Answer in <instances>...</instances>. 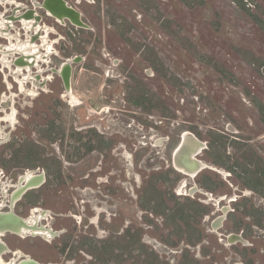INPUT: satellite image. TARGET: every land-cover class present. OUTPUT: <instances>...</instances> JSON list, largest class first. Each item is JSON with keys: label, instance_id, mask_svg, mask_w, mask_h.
I'll list each match as a JSON object with an SVG mask.
<instances>
[{"label": "flooded vegetation", "instance_id": "af4514ba", "mask_svg": "<svg viewBox=\"0 0 264 264\" xmlns=\"http://www.w3.org/2000/svg\"><path fill=\"white\" fill-rule=\"evenodd\" d=\"M46 1L51 2L0 0V29L13 36L0 34L6 92L4 72L20 93L13 74L19 68V75L31 71L38 83L34 95L55 92L48 87L57 80V96L47 104L51 116L34 125L38 139L57 141V156H47L35 140L17 138L15 126L0 116V169L22 170L16 182L0 185V211L11 210L23 175L44 172L45 181L27 190L14 208L25 198L31 209L24 217H38L39 227L57 234L0 232L7 245L0 256L13 264L26 258L45 264H264V84L239 80L198 36L166 40L203 65L206 56L213 59L224 83L220 95L195 91L168 67L154 19L160 15L172 26L171 16L156 4L170 0H55L57 15ZM230 1L264 32V4ZM24 20L42 23L43 30H27ZM46 25L55 40L51 53L41 37ZM231 30L233 51L264 81V55L251 56L242 34ZM3 54L11 68L2 70ZM67 64L69 87L63 77ZM159 79L177 82L183 95L176 102L163 95ZM4 123L11 131L4 132ZM51 179L57 184V212L38 205L39 189ZM52 212L57 229L49 221ZM9 235L57 238V261L13 246Z\"/></svg>", "mask_w": 264, "mask_h": 264}, {"label": "rangeland", "instance_id": "374dc122", "mask_svg": "<svg viewBox=\"0 0 264 264\" xmlns=\"http://www.w3.org/2000/svg\"><path fill=\"white\" fill-rule=\"evenodd\" d=\"M253 2L257 6L264 4V0H253ZM156 4L161 6L164 11L163 15H166V13L169 14L172 20V26L167 28L166 19L162 20V16L159 15V18L154 19L157 33L156 37L159 38L157 45L159 50H161L162 59L168 67L180 73L183 79L192 82V85L195 86V91L201 93L206 92V94L215 97L220 95L221 90L219 86L224 85V83L222 82L221 74L217 73L215 68H213V59L206 56V62L203 65L198 60L193 59L188 53H185L181 46L177 47L173 45L171 40H166V38L176 39L183 35L198 36L202 39L201 45H205V50L216 53L215 57L224 59V63L237 72L239 80L248 84H264L260 73L254 70L251 64L242 61L240 59L241 56L239 57L233 51L231 47L232 38L229 35L232 32V27H235L242 34L243 48L250 49L253 54L251 56L259 57L260 55H264V32L259 25L252 22V19L246 13L238 10L237 6L230 0H170L165 5H163L164 3L162 1H157ZM237 10L238 12H236ZM258 14L261 16L262 13L258 10ZM216 20L221 23L216 25ZM215 25L216 28H214ZM160 38H164L165 40L161 41ZM48 41H50L52 52L55 40ZM81 66L84 67L80 64ZM48 77L52 78V74H49ZM7 79L10 81V76ZM36 85L38 86V84ZM157 85L163 95L171 98V100H175V102L177 98L179 99L183 95V93L180 94L178 92L177 82L159 79ZM5 87L3 76L0 73V101L6 102L5 104H0V111L3 110V113L0 112V116H3L1 119L6 116V112L15 110V114H17V109L19 110L18 121L16 117L17 123L14 124L13 131L8 129V125L4 123L6 125L4 132L11 131L20 140H35L47 156H57V141L46 143L42 139H38L34 130L35 124H44L51 116L47 104L57 96V80L48 87L49 89H54L55 92H44L40 95L21 92V90L18 93L15 90L13 91V89H9V87V90L6 92ZM33 87L30 86L29 88L32 89ZM35 89V93H37L38 87ZM22 93L31 96H27L26 94L21 95ZM191 93L189 92L187 95L190 96ZM10 101H12L10 103L11 110L8 109ZM174 106H176V103ZM69 108L65 106L63 111L68 112ZM71 110L73 109H70V113L72 114ZM44 112L46 115L41 114ZM41 169H43L42 165ZM3 171L0 169V185L2 183L5 184V181L11 178L16 182L22 172L20 168H11L8 171L4 169ZM55 182V180L51 179L50 182L45 183L39 189L40 192L37 197L40 199L38 205L50 209L53 212H57V184ZM30 207L31 204L27 203L25 198H23L18 202L16 211L22 216H27L31 209ZM53 212L51 215L55 219L51 217L49 221L57 229V216ZM8 238L13 246L21 247L28 254L36 256L42 261H57V250L53 246V244H56L57 238L51 242H47L38 236L25 238L18 235H9Z\"/></svg>", "mask_w": 264, "mask_h": 264}, {"label": "water", "instance_id": "95a60500", "mask_svg": "<svg viewBox=\"0 0 264 264\" xmlns=\"http://www.w3.org/2000/svg\"><path fill=\"white\" fill-rule=\"evenodd\" d=\"M46 7L49 8V11L52 14L57 15L56 11L54 10L56 5L55 0H51V2L46 1L45 2ZM34 14L31 13L29 17H33ZM73 20H77V18H72ZM78 61V60H76ZM65 70L68 71L71 69V65L67 64L64 66ZM70 73L69 71L64 73L63 77L65 79L66 86L69 87L70 79H69ZM45 181V173L41 172L39 174H35L33 176H27L23 175L19 183L17 184V189L13 192L11 196V210L10 211H0V232L6 233V232H13L16 234H26L25 232H31L32 235H36L37 231L43 230L51 233L53 236H55L57 233L54 232L52 229L47 228L45 226H38L39 218L33 217V218H26L20 214H18L15 211V203L17 200H19L23 194L34 187H37L41 185ZM7 249V245L0 240V255L1 253ZM16 264H45L42 262H39L32 258H26L21 261H19ZM51 264V263H50Z\"/></svg>", "mask_w": 264, "mask_h": 264}, {"label": "bare ground", "instance_id": "6f19581e", "mask_svg": "<svg viewBox=\"0 0 264 264\" xmlns=\"http://www.w3.org/2000/svg\"><path fill=\"white\" fill-rule=\"evenodd\" d=\"M1 17H2V15H1ZM60 21V20H59ZM34 22H35V20H30V21H25L24 20V25H25V27L27 28V30H30V31H32V32H38V31H41V30H43V26L41 25V24H38V22H37V24H34ZM3 23V22H2ZM2 27H5V25H2ZM4 29V28H3ZM45 31H46V34L45 35H43V36H41L42 37V39H43V45L46 47V50L48 51V52H50L51 53V50H52V48H51V46H50V41H48V40H50L49 39V32H50V30H52V29H50L47 25L45 26ZM1 30V29H0ZM5 30V29H4ZM44 31V32H45ZM42 33H43V31H42ZM0 34L1 35H3V36H6V37H8V38H11V37H13V36H11L10 35V33H5L4 31H0ZM31 34V33H30ZM5 38V37H4ZM31 38V37H30ZM29 38V39H30ZM17 39V38H16ZM29 41H31V40H29ZM13 42V41H12ZM9 44V43H8ZM20 44V43H19ZM2 45V44H1ZM13 45V44H12ZM15 45V44H14ZM28 45H30V47H31V49L30 50H32L33 52H35V51H37L38 50V45L37 44H32V43H29ZM10 46V45H9ZM17 46V45H16ZM15 46V47H16ZM20 46V48H23L25 45L23 44H20L19 45ZM27 47V46H26ZM29 47V46H28ZM33 47V48H32ZM10 48V47H9ZM25 48V47H24ZM18 49V48H17ZM26 50H27V48H25ZM29 49V48H28ZM1 51V50H0ZM2 52V51H1ZM31 52V51H30ZM40 53V52H39ZM1 54V53H0ZM27 54H29V53H27ZM48 54V53H47ZM43 55V54H42ZM42 55H41V57H42ZM3 56H5L4 54H3ZM2 56V57H3ZM39 56V55H38ZM48 56V55H47ZM40 58V57H39ZM41 59V58H40ZM42 60V59H41ZM2 61V60H1ZM37 61V60H36ZM3 70H4V68L5 67H10L11 68V63L9 62V60H7V57L5 56L4 57V59H3ZM40 64V63H39ZM12 70V69H11ZM16 70H18L17 71V73H13L14 74V76H15V81L18 83V85H19V88H20V90H21V92H30L29 94H35V88H37L38 86L36 85V84H38L37 82H35L34 81V76H32V74H31V71L29 72V75H26V74H23V77H22V75H19V73L21 74V68H19V69H16ZM30 70V69H29ZM5 73V81L7 82V84H8V87H9V89H12V87H13V84H12V82H10L8 79H7V77L8 76H10V74L9 73H7V72H4ZM31 78H33V79H31ZM28 80H31V82H33V88L31 89V88H28L27 87V82H28ZM71 100H72V98H71ZM16 111L15 110H13L12 112H6V116L4 117V118H2V119H4V120H6V121H10L11 123L10 124H15L16 123ZM15 126V125H14ZM2 129V128H1ZM1 131V130H0ZM3 134V133H2ZM193 134V133H192ZM188 137V136H187ZM198 140V139H197ZM190 141V140H189ZM199 141V140H198ZM186 143V142H185ZM188 143V142H187ZM189 144V143H188ZM192 144V143H191ZM200 144V143H199ZM184 145V144H183ZM194 145H195V143H194ZM187 147V146H186ZM185 147V148H186ZM179 151V150H178ZM185 153V152H184ZM182 154V153H181ZM174 158H175V155H174ZM178 158V157H177ZM182 160V159H181ZM202 162V161H201ZM204 162V161H203ZM181 163V162H180ZM177 164V163H176ZM205 165V164H204ZM181 167V166H180ZM199 168V167H198ZM197 169V168H196ZM196 169H194V170H196ZM201 170V169H200ZM30 175V172L28 173V176ZM32 175V174H31ZM196 175V174H195ZM4 181V180H3ZM3 186V188H6V187H8L7 186V184L5 183V184H3L2 185ZM11 187V186H10ZM5 191V190H4ZM5 195V194H4ZM3 203V202H2ZM4 204V203H3ZM34 215V214H33ZM42 215V214H41ZM42 217V216H41ZM38 232V231H37ZM43 232V231H42ZM25 233H27V232H25ZM2 234L0 233V236H1ZM50 235V234H49ZM240 238V237H239ZM13 261H15V260H13ZM0 264H13V262L11 261V262H7L6 260H4L3 258H2V256H0Z\"/></svg>", "mask_w": 264, "mask_h": 264}]
</instances>
